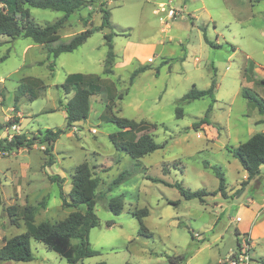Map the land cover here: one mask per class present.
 <instances>
[{
    "label": "rangeland",
    "instance_id": "rangeland-1",
    "mask_svg": "<svg viewBox=\"0 0 264 264\" xmlns=\"http://www.w3.org/2000/svg\"><path fill=\"white\" fill-rule=\"evenodd\" d=\"M161 7H172L174 14L168 16ZM101 9L109 11L110 25L95 30L75 50L59 54L52 72L47 66L52 56L45 46L26 37L10 41L0 37V135L13 123L20 124V132L28 137H41L47 128H65L62 103L72 95L61 88L65 76L96 74L102 81L101 91L90 98L88 117L66 129L49 151V145L39 139L28 147L0 150V245L4 238L26 231L23 206L33 207L34 224L58 221L74 210L62 204L60 191L70 202L74 167L87 161L99 179L94 205L99 224L88 233L89 245L98 254L78 264H172L180 256L185 260L178 264L224 262L236 248L238 203L249 205L247 195L258 197L251 189L237 198L227 195L239 188L244 173L228 148L246 140L250 128H262L252 123L258 113L241 89L243 69L246 77L252 63L246 54L255 60L262 57L264 0H93L67 17L58 41L99 27ZM29 15L43 26L63 12L29 7ZM106 33L112 37L111 63L105 62ZM149 43L155 44L149 61L135 56L128 65L115 67L124 54ZM144 63L150 68L130 82L131 72ZM35 79L40 83L35 84ZM213 79L215 100L210 96L181 100L192 85L205 89ZM19 84H28V89L23 87L20 93ZM33 94L36 97L31 100ZM109 100L111 110H107ZM209 106V129L219 132L214 139L200 129ZM177 107L182 116H176ZM111 115L156 124L150 133L163 146L139 159L131 158L109 139L118 129L107 119ZM212 166L224 174L226 196L215 191L218 178ZM121 172L124 179L107 188ZM152 178L209 194L203 202L185 199L176 187ZM116 196L122 201L119 214L106 207L108 199ZM11 206L15 214H9ZM144 207L149 210L143 224L152 233L150 237L138 233L133 214ZM251 244L250 264H264V235L252 238ZM30 248L32 260L0 264H72L32 237Z\"/></svg>",
    "mask_w": 264,
    "mask_h": 264
},
{
    "label": "trees",
    "instance_id": "trees-1",
    "mask_svg": "<svg viewBox=\"0 0 264 264\" xmlns=\"http://www.w3.org/2000/svg\"><path fill=\"white\" fill-rule=\"evenodd\" d=\"M93 0H0V37H7V41L14 40L18 37L30 38L32 42L41 44L46 47L48 55L52 56V60L47 64L52 72L57 56L63 52H71L79 47L95 30L102 29L110 25V13L106 9H101L102 18L99 27H91L81 30L72 35L67 41H58L60 36L59 29L67 17L74 11L80 10L91 5ZM29 7L48 8L51 10L61 11L63 15L53 22L45 23L43 26L31 20L29 15ZM108 51L106 54L107 63H111L114 59L112 51V37L110 33L104 34ZM58 41V42H57ZM205 41L213 43L205 37ZM57 42V43H56ZM2 41L0 40V46ZM42 64V62H40ZM150 65L144 63L138 65L130 74L129 81L140 73L149 69ZM107 69V68H106ZM107 72L110 70H106ZM158 74V70H155ZM101 78L96 74H83L81 72H72L65 76L61 83L64 94L72 93V95L62 103L65 112V128L52 130L47 128L41 137H28L24 134L14 135L10 140L0 139V150L10 151L21 147H28L39 139L46 142L49 146L66 132V129L73 126L76 122L84 120L90 112V98L101 91ZM35 84H39L40 80L35 79ZM24 89H28V84H20L18 90L22 93ZM215 90V79L211 80L209 87L198 89L195 85L181 97L182 101H191L205 96L212 97ZM241 94L260 114L264 115V100L249 88L243 87ZM15 99L18 94H15ZM36 95H32L34 99ZM112 101L109 100L107 110L110 109ZM211 109L209 106L205 116L201 122H207L206 117ZM176 116H182L180 107L176 108ZM108 120L115 123L117 131L109 135V139L114 147L128 154L133 159H139L144 155L161 148L163 145L154 140L150 133L156 124L147 122L146 120H134L126 117L111 115ZM1 129V126H0ZM228 151L240 162L243 169L247 172V179L259 174V167L264 165V132H256L249 136L246 140L236 146L228 148ZM51 163V162H50ZM215 176L218 178V186L216 192L226 196V181L223 172L217 166H212ZM53 180H57V176H52ZM124 179V172L118 174L107 188L117 185ZM152 181H159L168 186L176 187L185 199L198 198L203 202V196L209 194L204 189L189 190L184 188L179 182L168 183L164 180L152 178ZM246 181L242 182V185ZM60 185V183H58ZM99 185V179L95 175L92 167L87 161H83L74 167L71 176V189L69 191L70 202H67L60 191L63 205H69L74 208L64 218L55 221H41L37 224L33 223L32 206H23V216L26 218L27 229L23 233L12 235L4 238L0 246V261H30L33 254L30 248V238H34L45 245L49 250L54 251L63 257L67 262L72 264L81 263L84 258L98 254L93 250L88 241V233L92 227L99 224L98 217L94 210L96 201V189ZM61 187V186H60ZM176 203V202H174ZM106 207L114 214H119L122 210V201L120 196L112 197L106 202ZM82 208V209H81ZM14 206L8 207L9 214ZM138 221V233L146 237L152 236V233L143 224V218L149 214V210L144 207L133 211ZM110 223H107L109 226ZM236 247L239 246L240 238L236 230ZM76 240V241H73ZM185 260V257H178L172 260V264H178ZM91 264H106L104 261H98ZM124 264H131L125 262ZM215 264H225L224 262H216Z\"/></svg>",
    "mask_w": 264,
    "mask_h": 264
},
{
    "label": "crops",
    "instance_id": "crops-1",
    "mask_svg": "<svg viewBox=\"0 0 264 264\" xmlns=\"http://www.w3.org/2000/svg\"><path fill=\"white\" fill-rule=\"evenodd\" d=\"M129 45L131 48L134 47V44L132 43H130ZM138 47H139V51L131 50V53H128V55L124 54L123 59L121 61L118 62L115 61L114 64L115 67L118 65L119 66L121 65V67L128 65L130 58L135 56L141 59V61H145V60L149 61L154 54L155 44L149 43L148 45H144V46L141 45ZM112 51H113V44H112ZM261 53H262V57L259 60H255L252 57V55L246 54V58H248L252 63L246 68L247 69L246 77L243 76L245 73L244 72L245 69H243L242 78L244 79L245 82L244 87H247L250 90L254 91L259 97H261L264 100V48L261 50ZM255 109L258 115L252 120V123L254 125H262V128L261 129L250 128L248 137L256 132H264V115L260 114L256 107ZM209 127H212L209 123L203 122L202 124H200V129H202L205 132L207 137L212 136L213 139L219 137L218 130L215 129V132H212L209 129ZM259 170H260L259 174L250 179H247V172L244 170V173L241 177L239 188L235 190V193L233 192L234 194H227L230 197L235 195L237 198L246 189H248V191L251 189L252 190L251 194L256 193L258 195L256 199L254 198L255 196L253 195H247L246 201L249 205L240 202L237 205L235 211L236 214L235 222H237L236 230L239 233V238H241L244 235H247L249 236L250 239H252L264 235V165H261L259 167ZM244 181L246 182L242 185L241 183ZM227 191H228V187H227ZM219 261L220 260H218L217 262Z\"/></svg>",
    "mask_w": 264,
    "mask_h": 264
},
{
    "label": "built area",
    "instance_id": "built-area-1",
    "mask_svg": "<svg viewBox=\"0 0 264 264\" xmlns=\"http://www.w3.org/2000/svg\"><path fill=\"white\" fill-rule=\"evenodd\" d=\"M162 11L166 9L161 7ZM167 15L172 16L174 14V10L172 7H169L167 10ZM22 134L20 132V124L13 123L6 126L0 135V139L10 140L14 135ZM251 239L249 236L244 235L240 238L239 246L230 252L228 258L224 260L225 264H250L251 255H250V248H251Z\"/></svg>",
    "mask_w": 264,
    "mask_h": 264
}]
</instances>
